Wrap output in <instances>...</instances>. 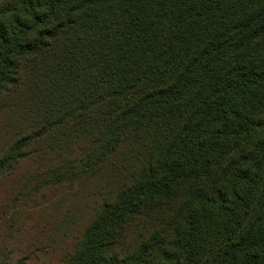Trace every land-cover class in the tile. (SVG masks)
<instances>
[{
  "label": "trees",
  "instance_id": "1",
  "mask_svg": "<svg viewBox=\"0 0 264 264\" xmlns=\"http://www.w3.org/2000/svg\"><path fill=\"white\" fill-rule=\"evenodd\" d=\"M26 162L105 199L57 264H264V0H0V181Z\"/></svg>",
  "mask_w": 264,
  "mask_h": 264
},
{
  "label": "rangeland",
  "instance_id": "2",
  "mask_svg": "<svg viewBox=\"0 0 264 264\" xmlns=\"http://www.w3.org/2000/svg\"><path fill=\"white\" fill-rule=\"evenodd\" d=\"M33 169L34 164L26 162L0 181V264H17L23 258H29L27 264H57L74 250L98 202L105 200L82 196L86 200L75 210L68 204L53 208L45 204L48 194L32 195L26 178Z\"/></svg>",
  "mask_w": 264,
  "mask_h": 264
}]
</instances>
